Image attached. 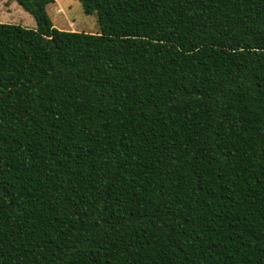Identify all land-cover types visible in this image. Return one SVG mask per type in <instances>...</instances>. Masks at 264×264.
<instances>
[{
  "label": "trees",
  "instance_id": "1",
  "mask_svg": "<svg viewBox=\"0 0 264 264\" xmlns=\"http://www.w3.org/2000/svg\"><path fill=\"white\" fill-rule=\"evenodd\" d=\"M12 1L0 264H264V0Z\"/></svg>",
  "mask_w": 264,
  "mask_h": 264
},
{
  "label": "rangeland",
  "instance_id": "2",
  "mask_svg": "<svg viewBox=\"0 0 264 264\" xmlns=\"http://www.w3.org/2000/svg\"><path fill=\"white\" fill-rule=\"evenodd\" d=\"M46 12L57 30L99 33L95 14H85L77 0H54ZM0 23L19 25L28 29L36 28L33 17L12 0H0Z\"/></svg>",
  "mask_w": 264,
  "mask_h": 264
}]
</instances>
